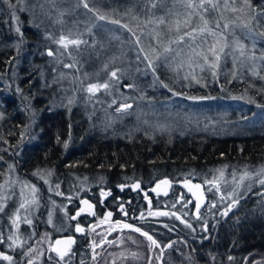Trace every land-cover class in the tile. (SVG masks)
Here are the masks:
<instances>
[{"label": "trees", "instance_id": "obj_1", "mask_svg": "<svg viewBox=\"0 0 264 264\" xmlns=\"http://www.w3.org/2000/svg\"><path fill=\"white\" fill-rule=\"evenodd\" d=\"M35 1L25 0L30 10L17 11L20 21L17 25L10 19L8 5L0 0V157H2L0 160V183H4L6 174L20 180L27 179L31 183L39 185L38 187L41 188L39 195L43 199L45 192L42 180L37 175H33L37 170L52 172L49 184L50 186L53 184L51 186L53 188L55 183L57 187V183H60L61 180L65 182L66 178H71L70 174L76 175L80 179L84 178L81 183L87 187L84 189L85 193L94 196L96 202L108 203L114 211L121 210V205H123L124 219L134 227H140L142 231L146 230L153 239L158 240L161 246L165 243L175 242L172 247H186L182 250L178 248V252L168 249L161 252L160 248L152 249L151 256L154 259L157 258L155 264L158 257H163V255H165L164 263L174 260V264H264V187L259 183L251 184L252 189L248 190L247 183L251 181H246L239 189L237 205L231 209L227 216H223L221 213L231 201L221 202L218 192L212 188L211 191L210 189L209 191L205 190L204 193L203 187L206 184L200 180L202 175L209 177L212 173L211 170L219 168V166L227 165V171L233 168L240 169L241 171L237 173L238 177L245 168L264 165V125L258 127L259 129L253 128L250 134L231 133L228 130L223 131L226 134H216L215 130L212 134L199 132L200 134L194 136L195 133L189 131V127L185 129L183 127L184 123L188 121H181L180 125L174 123L167 131L165 129L167 135L161 138L154 134L155 129L158 128L152 126L151 123H145V120H149L150 113L155 109L153 106L147 109L148 106L145 107L148 112L144 114L141 113V110L128 116H119L123 119L120 118L116 124H112L110 127H103L104 130L109 128V132L111 131L106 133V131L90 128L91 118L88 120L86 115L89 110L80 106L70 108L65 105L63 109L59 106L67 99L74 100L75 98L76 100V92L75 86L72 87L75 93L71 94L66 90V87L58 85L59 80L56 83L55 78H52L54 76V71L50 66L52 58L48 56L47 52L49 49L54 51L56 49L55 45L57 44L54 41L60 37L56 35V30H59L61 34L68 33L69 30L73 33H83L80 38L88 43L74 51L73 57L83 56L84 58H80L79 61H82L84 67L94 66L96 64L95 56L99 53L113 55L115 59V62L113 61L115 64H107L108 67L103 68L102 74L105 77L109 70L115 68L120 70L124 66H129L128 73H120L123 77L115 85L118 94L111 93L109 95L102 91L99 93L106 95L97 94L95 96L98 99L95 105L96 110L98 111L99 107L100 114H102L97 119L95 117L99 113L96 111L94 120H103L109 114H117L116 108L120 104L108 107L106 106L108 102H103L106 100L117 99L119 102V99H122V103L127 104H134L138 101V105L142 104V106H145L147 102L149 104L157 102L158 96L152 88V79L140 72V67H143L140 62L144 60L137 59V56L143 55L139 52L141 46L146 51L150 50L149 46H151L161 53L163 47L167 46L168 31L165 28L157 29L154 24L147 22L153 16L164 15L167 8H172V0H169L165 8L157 7L153 12L147 10L150 6L148 0H93L90 3V7L98 9L102 14H107L109 19H117L121 25L127 24L129 29L134 27L133 33L135 34L130 40L133 43H125V41H129L126 36L116 34L119 28L115 30L96 24V27L89 33L87 31L88 24L84 22L85 19L76 21L71 18L69 13H64L63 17H60L63 20L62 25L57 24L52 28L46 21L48 16L41 14L44 16L43 19L37 16V9L32 7ZM10 2L15 4L17 0H10ZM252 3L254 6H258L264 4V0H252ZM63 5H59L61 12L66 11L62 9ZM175 7L178 8V5ZM54 11L55 9L50 8V12L54 13ZM245 11L247 12V10ZM180 14L182 16V12ZM210 15H212V19ZM210 15L206 18L212 22L215 12ZM105 23L106 25H117L108 21ZM263 24L264 21H261L260 30L263 28ZM17 26L23 33L22 43H19L18 34L15 32ZM41 27L47 32L50 31L51 34H48V37L45 36ZM146 29L147 36H143L144 32L141 31ZM156 31L165 32L164 36L167 34L168 38L167 36L160 37L159 43H157L154 38ZM112 35H116L119 40ZM137 39L140 41L139 44L134 43ZM237 39L240 40V37ZM243 41L244 39L241 38L240 42ZM117 55H121L123 60L117 59ZM85 56H89V63L88 60L85 61L87 58ZM227 58L224 60L225 66L235 65L238 61H227ZM64 63L70 64L72 60L67 58ZM167 65V61L157 62V72L153 75L155 86H160L156 80V77H159L165 84H168V89L173 88L170 94L175 92L189 95L191 87H187L185 84L177 86L173 81L172 83L169 81L177 77L186 83L184 77L177 75L175 73L177 71H173ZM144 66V69L150 74L151 69L147 68L146 64ZM260 67L259 75L255 77L239 73L233 79L230 78L231 74L229 77L227 73H219L215 78L207 79L215 82L214 85L202 88L204 92L197 90L195 94L227 99L237 97L236 92L246 87L244 92L252 98L254 103L264 105V79L260 78L264 76V67ZM64 69L61 71L63 72ZM92 69L97 68H90V70ZM90 74L88 73V75ZM101 76L89 77L88 82L101 80ZM250 78L256 79L255 81L258 83ZM230 80L231 83H229ZM123 82L126 85L123 86ZM84 83L86 85L87 81L81 83V91H84ZM125 93L137 99L127 98ZM77 101L72 103L76 104ZM212 104L211 106L214 107L209 108L216 110L218 104ZM156 107L158 111L162 109L159 106ZM238 109L236 107L232 110L227 106L222 111L235 117ZM169 117L176 118L172 114ZM34 118L35 125L31 128ZM138 126L141 127V130ZM21 133H24L23 137ZM65 143L68 145L67 148L64 147ZM9 165L13 166L11 170H9ZM45 177L48 176L45 174ZM162 177H168L172 186L166 195H159L160 201L158 202L155 200L158 195L150 193V188L157 179ZM179 180H188L191 184H199L201 187L196 188L198 192L194 196L187 187L179 183ZM134 182L139 183L140 187L135 188ZM221 185L223 186V183ZM103 188L108 190L109 195L101 199L96 193ZM74 190L77 188H69L64 190V193L69 195L71 191L75 192ZM201 196L204 203L200 209L201 218L197 220L195 217L196 202L197 198ZM52 199L54 204L50 202L51 205L59 206L61 204L60 201H56L55 197ZM213 202L216 203L215 208L210 207ZM157 212H167L169 215H150V213ZM186 212L188 215H184ZM172 213L175 215H170ZM142 214L143 219H141ZM176 216L188 220L193 228L186 227L181 220L176 219ZM3 217H5L6 223L0 224V229L7 234L9 215L6 211L3 213ZM205 221H207V231L202 230ZM124 231V239H138L139 242L145 240L143 244L140 243V247L145 245V248H142L149 250L148 247L151 243L146 237L132 230ZM118 236L119 234L115 236L117 241L122 239L117 238ZM144 254L146 255L147 252ZM189 256H191V260L187 259ZM229 256L234 259L230 261ZM245 257H248L247 261L244 259ZM79 259L87 260V256L83 255ZM103 261L104 259L100 264H104L105 261Z\"/></svg>", "mask_w": 264, "mask_h": 264}, {"label": "rangeland", "instance_id": "obj_2", "mask_svg": "<svg viewBox=\"0 0 264 264\" xmlns=\"http://www.w3.org/2000/svg\"><path fill=\"white\" fill-rule=\"evenodd\" d=\"M77 3H78V0H56L55 4L53 5V4L48 3L47 0H36L33 5H35V9H37L36 14H37V16H39V18L43 19L44 16H48V17H46L47 18L46 21L52 26V28L54 26H56L57 24H60V25L63 24V23H59L57 21L60 20V15H58V13L61 12L59 5L61 6V4H64L62 7L63 11H64V9L66 10V11H64V13L71 14L70 16L72 19L78 21L79 19L84 18L85 19L84 22L86 24H90V23H95V25L101 24V25H104V27L105 26L108 28L110 27V28H113L115 30L117 28H119V31L116 34H118V35L121 34L123 36H126L127 40H129V41H125V43H127V42L133 43L130 40L134 36V33H133L134 27L131 26L132 29H131V31H129L128 30L129 28H122V27H120V25L113 26L111 24H108V25H110V26H108V25H106L105 21L95 20L92 13H86V10L82 6L77 7ZM41 4H43V9L40 7ZM177 5H178V8L175 7V8H172V10L179 12V13L182 12V16H180V19L182 20L184 18L183 13L186 11V9L183 6V4L178 3ZM232 6L239 8L242 6V4L240 2H238L235 5L230 4V7H232ZM50 8L55 9L54 13L50 12ZM221 8L223 9L222 0H221ZM166 10L168 11V8ZM41 14H43L44 16H42ZM245 15H246V11L244 13H242V12L232 13L230 11H224L223 12L224 19L221 20V25L225 22H228L231 20H236L237 17H239V19H241V20H246L248 17H247V15L246 16ZM210 18L212 19V15H210ZM218 18H219V14L215 12L214 19L212 20V22H210V24L213 26V28H215V22ZM206 19H208V18H206ZM174 20H175L174 15L169 18V21H174ZM41 21H43V20H41ZM263 21L264 20H262V22ZM102 23H104V24H102ZM31 25H33V23ZM60 25H59V27H60ZM200 26H202V22L199 20L198 17L194 18L193 23H192V27H200ZM262 27L263 28H261V30L259 29V27L256 30L257 31H264V24ZM41 30H42V33L47 37H48V34H51L50 31L47 32L42 27H41ZM165 30L167 31L166 28H165ZM56 31H57L56 35L60 36L61 32L59 30H56ZM223 31L224 30L221 27V29L216 30L215 36H208L207 37V40L209 43H215L216 41H219L218 47H225V52L221 53V60H220L218 68L216 69L217 74L227 73L228 76L230 77V74L232 75V73L236 71L237 74L238 73L242 74V72H243L244 75H245V73H247L248 75L254 77L249 72V70L248 71L246 70V69H249L250 66L251 67L253 66V65H251V62L245 61L243 64L241 63V59L239 58L238 43L244 44V41H246L245 45L247 46L246 49L248 50V52L254 51V49H255V55L259 57V54H260V56L262 54L264 55V39H256L254 41L253 38L251 36H249V34L245 30L236 29L235 32H233V29L231 27L227 30L226 38H225V37L221 36V32H223ZM141 32L142 33L144 32L143 36H147L145 34V33H148L147 29L142 30ZM164 33H162V35L160 37L165 38L167 36V34L164 36ZM175 33L176 32L173 31V32H171V35L169 33V35H168L169 38L167 36V38H168V40L166 41L167 46H169V40L170 39L174 40L176 38ZM64 34L67 35L68 33H64ZM137 36H138V34H137ZM112 37H115V39H118L116 37V35H112ZM239 37H240V40H241V38H243V39L245 38L246 40H244L243 42H240V40L237 39ZM118 40H116V41H118ZM134 43H137V42H134ZM190 44H191V42H186L180 46H177L176 44H172L171 47L174 49V52L171 54H168V59H167V63H168L167 66H169L170 69H174V68H176L177 65L183 63L184 67H183V69L179 70V75L182 77H184L185 75L189 76V79L185 80L186 83H184V80H182L180 78L178 79L177 77H174L172 80H169V81L171 83L173 81V83H175V85H177V86L185 84V86L191 87V91H190L189 95L182 94V93H179V95H173V94H170L171 91L173 90V88L171 89V91H169L168 88L162 87L161 84H159L160 86H155V84H154L155 80H153V78H154L153 73H151V71H150V74H148L147 70L144 69V67H145L144 64H147V62L142 61L140 63L143 67H140V72H142L143 75H147L146 77H148L149 79L150 78L152 79L151 85L153 86L152 88L155 90V94L158 96L157 102L154 101V102H151V104H149L147 102L145 106H142V104L138 105V103H137L138 101H137L136 102L137 104L131 103L130 105H132V107L130 109H128L126 112L117 113L115 115L109 114L105 119L98 120V121L94 120V117H95V114L97 111L95 105L98 102V99H96L95 96H97V94H101L102 96H104L106 94H104L105 92L103 90H101L100 92L103 91L104 92L103 94L98 92L95 94V96L89 98V94L85 90L81 91L80 85L82 82L87 81L86 85L84 83V86H85L84 89H86L88 83H96V82L104 83L105 81H109L110 73L114 70H117L118 68H115L114 70H109L107 77H105L102 74V72H104L103 68H105L104 67L105 64H115V63H113V61L115 62L113 55H107V54L105 55V54L99 53V55L95 56L96 64H94V66L93 65H90V66L96 67L98 69V71H95L97 69L90 70V68H92L90 66L89 67L82 66V61H79V59L84 58L83 56H79V57L75 58V60L77 62L76 68H65L64 67V64H66V63H64V61H65V59L68 58L67 55H65L64 58L59 63L57 62L56 57H50V58H52V60L50 62V66H51V69L54 71V76L52 78H55L56 83H57V80H59L58 85L60 87H64V88L66 87V90H68L69 93L73 94L76 92L75 96H76V100H78L76 104H73V103H69L70 99H67V100H65L64 103H61L59 106L62 109L65 108L64 107L65 105H66V107L70 106V108L71 107L76 108V106H80V107H83L84 109L89 110V112H87V113L85 112V113L87 115L88 120H90V118H91V120H90V126L91 127L90 128L93 130H97V131H106V133L109 132V128L107 130L106 129L104 130L103 127H110L112 124H116L118 122V120L120 118H122L119 116H128L131 113H137V111H141V110H142L141 113L144 114V113L148 112L147 109H150V106L155 107V109H153L152 113H150L149 120H145V123L146 124L151 123L152 126L158 128V129H155L154 134H156V136H158V135L161 136V138L167 135L166 131H167V129L171 128L170 127L171 124L176 123V125H180V123H182L181 121H184V122L188 121V122L184 123L183 127H184V129L186 127H189V129H190L189 131L195 133L194 136L196 134L197 135L200 134L199 132H204L206 134L207 133L212 134L213 131H215V130H216V132H215L216 134L217 133L218 134L224 133L223 131H227V130L231 133L232 132H236V133L237 132L238 133L244 132L245 134H247V133L250 134L252 132L251 130H253V128H258L261 125H264V107H260L254 102H251V103L249 102V100H248L249 95H247L246 92H244V90L247 89L246 87H244L242 90L239 89L236 92L237 97H244L243 99H239V98L220 99V98H214V97H211L210 99H196V100L188 99L189 96H192V97H209L206 95L201 96V95L195 94V93L197 90L204 92V90L202 88H205V87L208 88L211 85H214V83H215V82H212V80H207L208 78H211V79L214 78L211 74V69L205 67V70L203 72H201L200 68L198 67V64H202L203 61L194 57V55L192 53V50H191L192 47H195L196 51L200 50V46H201L200 38L197 39L195 44H191V47H190ZM253 44H255V48H253ZM133 45H135V44H133ZM55 47H56L55 51L52 50L54 53L59 48V45H55ZM204 47H206V45H204ZM74 51H77V49H73L72 56H73ZM258 51L261 52L262 54L259 53ZM176 52H181L182 55L180 57H176L175 56ZM137 54H139V53L137 52ZM142 56H141V59H142ZM85 57H87V58H85L86 59L85 61L88 60V63H89V56H85ZM190 57H192V59H193V65L192 66L194 68V74L196 75L197 79L200 80L199 83H197L196 80L191 79L192 73L188 67ZM226 58L228 59L227 61H233V60H235V61L238 60V61H236L235 65L230 66V64H228L227 66H225L224 60ZM117 59H119V60L121 59V61L123 60L121 55H117ZM69 60H71V59H69ZM162 61H166L163 58V55L161 56V59L158 62L160 63ZM263 62L264 61H258L257 62V64L259 63L256 66L257 72H259L258 69H261V68H258L259 66L264 67ZM128 68H129V66L122 67L119 70L118 78L116 80L111 81V85H112V88L110 89V90H112L111 93H117L118 94V90H115L116 89L115 85L118 82V80H120L123 77L120 75V73H128ZM62 69H64L63 72L61 71ZM88 73H91V74L88 75ZM175 73H177V72H175ZM61 74H63V78H61ZM93 76H95V77L101 76L102 79L97 80L96 82L95 81H89L88 82L89 77H93ZM230 78H233V76H231ZM251 80L258 83V81H255L256 79L255 80L251 79ZM124 85H126L125 82H123V86ZM73 86H75V92H73L74 91V89L72 88ZM55 92H53V93L57 94ZM124 95H125V97L127 95V98L131 97L130 99H132V100L135 98L132 95L128 96V93H125ZM135 99H137V98H135ZM71 100H72V102L76 101L75 98H74V100L73 99H71ZM126 100H128V99H126ZM103 102L104 103L108 102V104L106 105L108 107H109V105H112L111 100H108V101L106 100ZM120 103H122V99H119L117 106H119ZM212 103L218 104V106H217L218 108L216 110L209 108V107H214V106H211V105H213ZM135 104H136V106H135ZM148 106H149V108L146 109L145 107H148ZM156 106H159L162 109L158 111ZM227 106L229 108H231L232 110L235 109L236 107H237V109L239 108L238 111L235 113L237 116H235V117H233V115L229 116V113H225L224 111H222V109H224ZM219 109H221V110H219ZM65 110H67V109H65ZM100 110L101 109L98 107L97 112L99 113V115H97V117H95L97 119L102 114V113L100 114ZM256 111H259V112H256ZM171 112H173V113H171ZM65 114H67V113L65 112ZM104 114H103V117H104ZM171 114L173 117H176L177 119L169 117V116H171ZM34 121H35V118L33 119L32 123H31V128H33V126L35 125ZM129 121H131V120H129ZM104 122H107V123L103 124ZM97 127H98V129H96ZM138 128L141 130V127L138 126ZM165 129H166V131H164ZM171 131H173V130H171ZM186 131H188V130H186ZM254 131H256V130H254ZM224 134H226V133H224ZM75 150H77L76 147H75ZM262 167H264V165H262V166L257 165L255 167H251V168H247V169L255 172ZM218 169L225 170V171H223L224 172L223 178L218 179V181H217L218 183H220V185L223 183V186L221 185L222 191L224 190L225 187L227 188V191H232L234 188V185L232 184L233 170H235L236 173H238L239 171H241L240 169L236 170L235 168H233L230 171H227V169L224 168L223 166H219V168H215V169L211 170L212 173L210 174L209 177H205L202 175L200 180L205 181L207 179V180L211 181V180H213L214 176L219 177L220 174H219V172L216 171ZM226 171H227V173H226ZM70 175H71V178H69V177L66 178L65 182L63 180L60 181L59 186H61V184L63 185V186H61V189H59L60 191H58V188L55 186H54V188L51 187L49 182L45 183V179L50 181L49 177H45L43 179L40 178L42 180V187L44 188V192H45L43 194V199H41V197L39 195V190L41 188L38 187L39 185L35 184L37 189H38L37 199L39 201V205L34 206L31 209V215L29 216V218L32 219L33 226H29L27 224L22 223L21 227H20V232H21L24 239H27L29 237V235L32 234L33 232L35 233L34 235H32L31 239L28 240V244L25 246V249H24L25 251L27 250V247H33L34 249H36V252L34 253V255L44 257V255H47L49 253L46 251V247L49 244H47V245L42 244L39 242L38 239L39 238L41 239L42 237H44L45 233H49L51 235L52 234L53 235L54 234L61 235L63 232H68L67 228L71 225L69 224L70 220L68 219L70 214H69V212L67 213L66 209L71 208L72 206L75 207V205L78 204L82 200V199H80V195L84 194L86 192V190H84V189L87 188L86 186H83L81 183L84 178L80 179L76 175H72V174H70ZM5 176L6 177L4 179L5 180L4 183H0V185H4V188L2 190H0V198H3V199H0V202H3V200L6 199L5 211L10 217L11 213L13 214L15 212V209L19 206V203L21 202L20 196H19L20 184L19 183L13 184L12 181H14V180H19L21 182L27 181L30 185L34 184V183H31L27 179L20 180L16 177L14 178L9 174H6ZM164 178H168V177H164ZM164 178L162 177V178H159L155 181V183L152 185V188H150V193H154L156 196V194H158L161 191L160 192L161 195L162 194L166 195L165 193L170 190V188L172 186V182H171L170 186L167 185L165 191L162 189H157V191H152L155 184H157V182L159 180L164 179ZM224 180L227 181V185L224 184ZM93 181H95V180H93ZM184 182L185 181L179 180V183L182 185H184ZM136 184L137 183L134 182L133 186H135ZM248 184H258V183L255 182V179H253L251 182L247 183V185ZM69 188H77V190H74L75 192L71 191L70 194L67 195L64 193V190H68ZM211 188L215 189V186L206 184V186L203 187L204 193H205V190L209 191V189H211ZM102 191L105 192L104 189H102L96 193V195H98L99 198L101 197ZM82 192H84V193H82ZM189 192H191L192 195H193V193H195V195H196L198 191H196V188H192V190ZM58 193H61V194H58ZM201 193L203 194L202 191H201ZM218 194H219L218 195V197H219L220 193H218ZM50 195H51V197H50ZM7 197H12V198L7 199ZM54 197H55L56 201L61 202V204L59 206H57L56 204L51 205V204H54L52 202L53 201L52 198H54ZM26 198L31 199L30 189L26 190ZM57 199H59V200H57ZM229 201L230 200H228V202ZM50 202H51V204H50ZM67 205H70V206H67ZM3 213H0V215H1L0 216V224L6 223L5 217H3ZM49 213L52 214L53 223L59 224V225L55 226V229H59V231H56L53 228V225L48 224ZM20 215L23 217L24 215H28V213H26L22 210ZM56 215H58V217H56ZM101 221H102V217L95 218L93 216L92 219H89L87 221V225H85V224L80 225L82 228H84L86 230L84 235H85L86 240H87L86 242H80V250L79 251L81 252V254H83V252H89L90 254H93L92 249L90 247V242L95 240L96 244L99 245L100 241L102 239H104V240L113 241L112 244L105 243L101 248L96 249L97 253L105 254L104 255L105 258L101 259V261L104 259V261H105V262L103 261L104 264H149L150 260H151V264H155L154 262L156 261L157 258L154 259L151 255L153 254L152 249H156L157 247L153 246L151 248V250H150V247H149V250L144 249V248L140 247V242L138 239H136V240L135 239L129 240L126 238L124 239V236H125L124 232L125 231L120 232L119 236L117 237V238H122V239H119L118 241L113 240L112 236L107 235L104 228L100 227ZM76 225H75V227H76ZM89 226H96L95 232H93ZM125 230H132V229H125ZM132 231L135 232L134 230H132ZM129 232H131V231H129ZM47 238L48 237H44L43 240H45ZM156 241L158 242V240H156ZM165 244H169V243H165ZM184 248H186V247H184ZM0 250L7 251L8 254L13 255L17 259L19 258V255H22V252H19V250L16 253L11 252L7 248H2ZM41 252L43 254H40ZM146 252H147V254L145 255L144 253H146ZM132 253H137L138 256L136 258H133ZM100 262H98V264H100ZM2 263L7 264V262H2ZM25 263H26V261H25Z\"/></svg>", "mask_w": 264, "mask_h": 264}, {"label": "snow or ice", "instance_id": "obj_3", "mask_svg": "<svg viewBox=\"0 0 264 264\" xmlns=\"http://www.w3.org/2000/svg\"><path fill=\"white\" fill-rule=\"evenodd\" d=\"M50 4H55L56 0H47ZM93 0H78L77 7L82 6L86 13H92L95 20L98 21H108L113 24L120 25L122 28H127V25H121L120 21L117 19H109V16L107 14H102L98 9H94L90 7V3H92ZM169 0H148L149 7L148 11L153 12L157 7L159 8H165L168 5ZM223 2V9L221 8V0H172V8H175V6L179 4H183L186 11L183 13V19H180V13H174L172 8H169L167 12H165L164 15H160L159 17L153 16L152 19H150L147 23L154 24L157 29L160 28H166L169 33L175 31L176 32V38L174 40H169V46L163 47V52H157L155 48H152L149 46L150 50L146 51L143 46L139 48V52L143 54L142 59L147 62L146 67L151 69L153 75L157 72V62L161 59V56L163 55V58L167 61L168 54H171L174 52V49L171 47L172 44H176L177 46H180L186 42H191V44H195L198 38L201 40V46L200 50L196 51L195 47H192V53L194 57L198 58L199 60H202V64H198V67L200 68L201 72L205 70V67L211 69V74L215 78L217 76L216 69L219 66L220 60H221V53L225 52V47H218L219 41H216L215 43H209L207 40L208 36H215L216 30L223 28V32H221V36L226 38L227 30L231 27L233 29V32H235L236 29H242L245 30L249 36L253 38L255 41L256 39H264V31H257L256 29L260 26V23L262 20H264V4L254 6L252 3V0H222ZM238 2L242 4L241 7H235L231 5H235ZM3 3L8 5L9 11H10V19L11 21H14L17 25H19V16L17 15V11L23 12V11H29L30 9L25 3V0H17V3L13 4L10 2V0H3ZM35 8V5L32 6ZM40 7L43 9V4L40 5ZM245 10H247L246 20H241L239 17H237L236 20H231L228 22H225L221 25V20L224 19L223 12L224 11H230L232 13L242 12L244 13ZM131 11V9H129ZM212 12H216L219 14V18L215 22V28L212 27L210 24V21L206 19L208 15H210ZM60 17H63L64 12H60ZM176 16L177 18L174 21H169V16ZM199 18V20L202 22V26L200 27H192V23L194 18ZM57 22L63 23V20L60 19ZM96 27L95 23H90L87 26V31L90 33L92 32L93 28ZM131 31V29H128ZM15 32L18 34L19 43L23 42V33L21 31V28L17 26L15 28ZM182 32V34H181ZM135 34V33H134ZM83 33L76 32L73 33L71 30H69L68 34H61L59 39L55 40L54 42L59 45V48L54 53L51 49L48 50L47 54L50 57H56L57 62L59 63L65 55L68 56L69 59L72 60V63L70 64H64L65 68H76L77 62L75 58L72 56L73 49H79L81 45L87 44L88 42L81 39ZM162 35L160 31H156L154 33V38L157 40V43H159V38ZM137 44L140 43L139 39H137ZM19 43L16 45L19 46ZM190 44V47H191ZM206 45V47H204ZM253 48H255V44H253ZM238 49H239V58L241 59V63L243 64L245 61L251 62L253 65L248 70L251 72L253 76H258L259 72L256 71V66L258 61H264V55L256 56L255 51L248 52L246 49V45L239 44L238 43ZM182 55L181 52H176L175 56L180 57ZM137 59H141V56L138 55ZM193 59L192 57L189 58V64L188 67L191 70V79L196 80L197 83L200 82L199 79H197L196 75L194 74V68H193ZM105 68L108 67L107 64L104 66ZM171 67V66H170ZM184 65L183 63L176 66V68L172 69L174 71H177V75H179V70L183 69ZM119 70H114L110 73V79L109 81H105L104 83H88L86 89H84L88 94L89 98L95 96L96 93L103 90L107 94H111V81L116 80L118 78ZM237 75L236 72L232 73L233 78H235ZM61 78H63V74H61ZM261 79H264V76L260 77ZM184 79H189L188 75L184 76ZM157 82L161 84L162 87L168 88V84H165L162 80L159 79V77H156ZM232 81L230 80L229 83ZM129 87H132L129 85ZM17 91H20V89H17ZM169 91H171V88H169ZM173 95H179V93L173 92ZM211 97H192L189 96L188 99L196 100V99H210ZM243 99L244 97H234ZM249 102H254L251 97H248ZM69 103H72V100H69ZM117 99H113L111 104L115 105L117 104ZM260 107H264V105H258ZM111 107V105H109ZM132 105L127 103H120V106L116 108L117 113H124L128 109H130ZM24 133H21V136L23 137ZM6 143V141H5ZM65 148L68 147L67 143L64 145ZM0 160H2V157H0ZM225 168L228 167L227 165L224 166ZM13 168L12 165H9V170ZM219 172V177L213 178V180H205V184L214 185L216 192L220 193L219 199L221 202L230 200L231 202L227 204V207L221 213L223 216H227L228 213L231 211L233 207H235L238 203V193L241 186L245 184L246 181H252L255 179L256 183H259L262 187H264V167L260 168L259 170L253 172L251 170H248L245 168V170L239 174L237 177V173L235 170H233L232 173V184L235 186L232 191H227V188L225 187L222 191L220 183H218V179L223 178L224 172L223 169L216 170ZM45 174L50 177L52 175L51 171L47 170H37L36 173H33V175H37L40 178H44ZM49 181L45 179V183H48ZM13 184H20V203L19 206L15 209V212L9 217V228L7 230V234H5L4 230L0 229V249L7 248L13 253L22 252V255H19V258L17 259L13 255L8 254L7 251L0 250V262H7V264H35L36 259L38 258L34 253L36 252V249L33 247H27V250L25 251V246L28 244V240L31 239L32 235L35 233L29 235L27 239H24L21 232L20 227L21 224H27L29 226H33L32 219L29 218L31 215V209L34 206L39 205V201L37 199L38 197V189L35 184H29L27 181H19L14 180L12 181ZM224 184L227 185V181L224 180ZM161 185H171V181L168 178L161 179L157 182L156 188L152 189V191H157L161 187ZM184 186L189 189V191L192 190V188L199 189L201 185L199 184H191L190 181L185 180ZM59 187V185H57ZM123 187V186H121ZM135 188H139L140 184L137 183ZM247 187L249 190L251 189L252 185L248 184ZM4 188V185H0V190ZM31 192V199L26 198V190H29ZM211 190V189H210ZM61 194V193H58ZM167 194V193H165ZM109 193L101 192V196H107ZM195 195V193H193ZM12 197H7V199H11ZM3 199V198H0ZM145 199H147V196H145ZM182 199V197H181ZM5 203L6 199L3 200V202H0V213H3L5 211ZM204 203L202 196L197 198L196 202V213L195 217L197 220H200V209L202 204ZM80 204L82 205L79 210L77 211L75 216H72V220H76L78 216H80L83 213H87L88 215L95 216L96 213L93 211L94 205L90 203L87 199L81 200ZM211 208L216 207V203L213 202L210 205ZM24 211L28 213V215H24L23 217L20 215L21 211ZM121 211H124L123 205H121ZM126 214V213H125ZM150 215H157V216H166L169 215L167 212H157V213H150ZM172 215H175V213H172ZM184 215H188L187 213H184ZM112 216L111 212H106L104 215V220L101 221V223H105L108 221V219ZM143 214L141 215V219H143ZM176 219L181 220L182 223L185 224L186 227L192 229L193 225L188 220L181 219L180 216H176ZM48 224L53 225V228L55 229V225L52 220V214L49 213L48 218ZM116 225L120 226L121 229H132L137 233H140L144 237L147 238L148 241L151 242L150 244V250L153 246L157 248H161V252H163L164 248H171L172 243H169L167 245L161 246L155 239H153L152 235H149L148 232L142 231L140 227H134L130 223H121V221H116ZM90 229L95 232L96 226H89ZM167 227V225H165ZM56 231H59V229H55ZM110 231H114V228L109 229ZM194 230V229H193ZM203 231H207V221L204 222V227L202 229ZM76 232L78 233H84L86 230L80 226L79 223L76 225ZM44 237L49 238V246H48V252L49 253H55V257L49 255L48 260L50 262H54V264H70V260L72 256L75 255L73 252V245L76 243V240L73 236L69 235L67 237L56 239L54 244L51 242V234L45 233ZM44 237L41 239L43 240ZM105 243L112 244L113 241L110 240H104L102 239L100 241V244H96L95 240L90 242V247L92 249L93 253V260L97 259L99 253H97L96 249L101 248ZM40 254H43L42 252ZM138 256L137 253H132V257L136 258ZM187 259L191 260V256H189ZM228 259L231 261L234 258L232 256H229ZM246 261L248 260V257L244 258ZM81 264H84L83 261H81ZM151 264V260L149 262Z\"/></svg>", "mask_w": 264, "mask_h": 264}, {"label": "flooded vegetation", "instance_id": "obj_4", "mask_svg": "<svg viewBox=\"0 0 264 264\" xmlns=\"http://www.w3.org/2000/svg\"><path fill=\"white\" fill-rule=\"evenodd\" d=\"M151 188H152V186H151ZM104 191L106 193H109L108 190H104ZM158 195H160V193H158ZM103 198H105V196L104 197L101 196V199H103ZM80 199H82V200L87 199L90 203H92L94 205L93 211L96 213V215L94 216L95 218L102 217V221H103L104 220V215H105L106 212H111L112 213V216L108 219V221L105 222V223H101L100 227L104 228V230L107 233V235H111L113 240H115V236L116 235L120 234V232L125 230V229H121L120 226L115 224V222L118 221V220L121 221V223H127V221L124 219V212L123 211H121V210L114 211L113 208L109 207L108 203L96 202L94 196H92V195H90L88 193L80 195ZM67 206H70V205H67ZM81 206L82 205L79 202L78 204L75 205V207L72 206L71 208H67L66 209L67 213L69 212V214H70L68 219L70 220L69 224L71 226H69L67 228L69 233L68 232H63L61 235H57V234L53 235L52 234L51 235V242L54 244L56 239H61V238H64V237H67V236L71 235L76 240V243L73 245V252L75 253V255L72 256V258L70 260V264H81V261H83L84 264H98V262H100L102 258H105V256H104L105 254H99L97 259L93 260V258H92L93 254H90L89 252H83V254H81V252L79 251L80 250V242H86L87 240H86V237L84 235L85 232L84 233H78V232L75 231V229H76L75 225L77 223H79L80 225H82V224L87 225V221L89 219L93 218V216L88 215L87 213H83L80 216H78L76 220H72L71 217L76 215L77 211L79 210V208ZM56 217H58V215H56ZM54 225L57 226L59 224H54ZM110 227L114 228L115 230L114 231H110L109 230ZM38 240L42 244H45V245L49 244V238H47L45 240H41L39 238ZM48 246L49 245H47V247H46V251L47 252H48ZM178 248H180L182 250L184 247L180 246V247L164 248L163 251L165 249H168L169 251L178 252L177 251ZM160 251H161V248H160ZM49 255L55 257V253H48L47 255H44V257L43 256H37L38 258L36 259L35 264H41V263L42 264H54V262H50L48 260V256ZM83 255L87 256V260H85V259L80 260L79 259L80 257H83ZM169 255L170 254L168 253V257H169ZM164 260H165V255H163V257H158V261H157L156 264H174V262H173L174 260L170 261V262H165V263H164Z\"/></svg>", "mask_w": 264, "mask_h": 264}, {"label": "bare ground", "instance_id": "obj_5", "mask_svg": "<svg viewBox=\"0 0 264 264\" xmlns=\"http://www.w3.org/2000/svg\"><path fill=\"white\" fill-rule=\"evenodd\" d=\"M258 1H259V0H258ZM257 3H258V2H257ZM257 3H256V4H257ZM245 16H246V15H245ZM212 27H213V26H212ZM218 32H219V31H218ZM244 40H245V38H244ZM245 42H246V41H245ZM245 44H246V43H245ZM246 47H247V46H246ZM251 48H252V47H251ZM254 51H255V49H254ZM258 52H259V51H258ZM259 53H261V52H259ZM261 54H262V53H261ZM262 55H263V54H262ZM259 56H260V54H259ZM263 63H264V62H263ZM258 64H259V63H258ZM258 64H257V65H258ZM260 64H261V63H260ZM251 65H252V64H251ZM250 67H251V66H250ZM259 67H260V66H259ZM259 67H258V68H259ZM260 68H261V67H260ZM262 68H263V67H262ZM246 70L248 71V69H246ZM246 70H245V71H246ZM258 70H259V69H258ZM239 71H240V70H239ZM247 71H246V72H247ZM235 72H236V71H235ZM240 72H241V71H240ZM250 73H251V72H250ZM250 73H249V74H250ZM238 74H239V73H238ZM242 74H243V72H242ZM245 74L247 75V73H245ZM240 75H241V74H240ZM243 76H244V75H243ZM249 76H250V75H249ZM238 77H239V76H238ZM254 77H255V76H254ZM223 171H225V170H223ZM226 173H227V171H226ZM55 184H56V183H55ZM55 184H54V186L56 187ZM57 184H58V183H57ZM52 185H53V184H51V186H52ZM58 185H60V183H59ZM61 186H63V185L61 184ZM61 186H59V187H61ZM149 187H150V186H149ZM104 188H105V187H104ZM104 188H103V189H104ZM60 189H61V188H60ZM251 189H252V188H251ZM251 189H250V190H251ZM248 190H249V189H248ZM58 191H60V190L58 189ZM158 191H159V190H158ZM167 191H168V190H167ZM210 191H211V190H210ZM160 192H161V191H160ZM160 192H159V193H160ZM166 193H167V192H166ZM212 193H213V191H212ZM157 195H158V194H157ZM160 195H161V194H160ZM209 195H210V193H209ZM158 197H159V195L157 196V198H158ZM164 197H165V196H164ZM164 197H163V199H164ZM167 197H169V196L167 195ZM155 198H156V197H155ZM157 198H156L155 200H157V201L159 202V201H160V200H159L160 198H158V199H157ZM163 199H162V200H163ZM165 199H166V198H165ZM157 201H156V202H157ZM167 201H168V203H169V200H167ZM158 202H157V203H158ZM162 202H163V201H162ZM163 203H164V202H163ZM170 203H171V202H170ZM158 204H159V203H158ZM160 204H161V202H160ZM171 206H172V205H171ZM159 208H161V207L159 206ZM168 208H169V207H168ZM157 209H158V207H157ZM182 213H183V212H182ZM186 213H187V212H186ZM191 213H192V212H191ZM193 213H194V212H193ZM170 215H172V214H170ZM181 215H182V214H181ZM184 217H185V216H184ZM172 218H173V217H172ZM182 218H183V215H182ZM184 220H185V219H184ZM140 225H142V224H140ZM143 226H144V225H143ZM145 231H146V230H145ZM173 235H174V234H173ZM139 236H140V235H139ZM141 236H142V235H141ZM141 239H142V238H141ZM146 239H147V238H146ZM144 241H145V240H144ZM144 241H143V242H144ZM143 242H141V240H140V243L143 244ZM145 243H146V242H145ZM136 246H137V245H136ZM142 247L145 248V245H143ZM148 249H149V247H148ZM137 251H138V250H137ZM133 252H134V251H133ZM139 252H140V251H139Z\"/></svg>", "mask_w": 264, "mask_h": 264}, {"label": "water", "instance_id": "obj_6", "mask_svg": "<svg viewBox=\"0 0 264 264\" xmlns=\"http://www.w3.org/2000/svg\"><path fill=\"white\" fill-rule=\"evenodd\" d=\"M156 185H157V184H155V186L153 187V189L156 188ZM166 187H167V185H161V187H160L159 189H162V190L165 191Z\"/></svg>", "mask_w": 264, "mask_h": 264}]
</instances>
